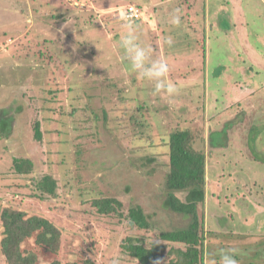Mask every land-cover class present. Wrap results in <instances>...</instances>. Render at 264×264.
Instances as JSON below:
<instances>
[{
  "label": "rangeland",
  "instance_id": "374dc122",
  "mask_svg": "<svg viewBox=\"0 0 264 264\" xmlns=\"http://www.w3.org/2000/svg\"><path fill=\"white\" fill-rule=\"evenodd\" d=\"M129 4L139 9L138 12L133 7V12L141 17L133 23L140 41L151 47L153 59L167 63V77L179 88L171 97L164 92L155 93L152 82L140 80L129 71L128 59L119 46L120 37L126 31L120 11ZM174 9H179L178 27L170 23ZM52 12L62 15L45 19ZM203 34L209 38L204 54L200 44ZM169 35L173 38L172 47L164 43V37ZM237 53L243 59L234 58ZM221 64H227V69L219 76L213 75ZM111 80L116 84L115 89L109 88ZM262 85L264 0H0V104L9 103L12 108L22 104L20 113L15 114L17 121L11 137L0 141V165L2 170L7 168L9 154L17 155L22 148L23 155L35 160L36 175L48 172L58 178L60 188L53 200L64 206L62 211L40 206L33 197L38 190L34 175L30 178L0 176V205L20 201L22 205L41 208L65 232L79 234L87 244L90 240L94 242L96 264H139L120 247L126 236L140 237L144 244L161 241L168 247L172 243L161 240L160 232L181 227L187 218L160 207L161 182L167 168L164 150L156 162L135 171L125 152L110 143L103 124L105 128L118 127L122 144L128 148L135 133L144 147L131 152L136 156L148 155V138L157 139L165 129L191 125L198 139L207 138L212 130H220V123L230 120L232 114L238 113L241 118L244 112L250 113L255 103L264 99V89L256 92ZM50 87L57 90L50 102L51 111L44 112L41 106L47 104L43 99L48 96L46 88ZM107 89L114 91L109 95ZM236 103L238 106L228 108ZM62 106L68 114L61 116ZM103 108L108 115L106 124L100 117ZM229 109H233L232 113ZM97 113L99 118H95ZM44 117H49V121L45 122ZM76 119L80 121L78 127ZM36 120L42 124V141L34 139ZM62 120L69 123L64 127ZM199 120L203 124L200 130L196 124ZM64 130H68L67 136H62ZM71 137L73 144L83 150L81 155L87 161L86 167L94 170L95 166L104 167L106 184L118 192L123 202L132 197L140 204L150 215L151 227L132 233L120 224L121 230L112 235L110 225L116 220L113 216H103L96 223L90 218L67 215L66 210L76 205L69 206L71 197L62 193L66 179L59 177L60 171L53 163L60 157L56 153L59 149L56 139ZM237 137L234 132L229 140L226 137L222 140L220 165L213 158L207 162L205 202L198 205L204 228L241 233L235 240L234 237L225 240L227 247L234 250L240 247L235 245L241 240L251 243L264 239V201L253 197L264 184V164L253 163L245 157ZM4 143L8 144L7 149L1 148ZM61 147L70 152L74 148L69 143ZM204 148L211 149L208 144ZM231 149H234L232 156ZM47 155L51 165L45 163ZM111 164L117 166L107 167ZM65 171L70 180L76 174H87L73 165ZM71 183L77 191L75 183L72 180ZM127 184L129 190L125 194ZM253 186L251 196L246 190ZM177 194L180 198L184 195ZM243 235H248L247 239ZM263 245L248 244L242 253L250 257L256 248H264ZM70 249L72 258L86 248ZM210 257L205 262L217 264ZM254 264H264V261Z\"/></svg>",
  "mask_w": 264,
  "mask_h": 264
},
{
  "label": "trees",
  "instance_id": "16d2710c",
  "mask_svg": "<svg viewBox=\"0 0 264 264\" xmlns=\"http://www.w3.org/2000/svg\"><path fill=\"white\" fill-rule=\"evenodd\" d=\"M129 7H136L139 12L137 5L129 4L124 11H120L121 17L122 14L128 15ZM60 15L62 14H53L52 12L47 13L44 17L45 19L58 18ZM130 18L133 22L141 19L140 15ZM208 41V36L203 34L200 43L203 54L206 53ZM74 42L76 43L75 40ZM238 55V53L234 54L233 57L240 58L241 56ZM241 58L243 59V57ZM227 67V64L218 65L216 67L217 73L213 75L219 76ZM255 71L257 73L260 72L259 70ZM132 82H135V80ZM110 87L114 89L116 87L113 80L109 83ZM110 89L105 90L106 94L114 91ZM263 89L264 85L258 87L256 92L258 93ZM55 90L57 89L54 87L46 88L45 91H47L48 96L43 101L47 100V104L41 106L44 112L49 111V109L51 111L50 102L54 100ZM123 97L126 99L125 96ZM11 102H14V100ZM237 104L230 105L228 108L238 106ZM9 107H11L9 103L0 104V141H7L11 137L17 121L15 114L20 113L22 104L11 107V113L8 111ZM232 110H230L231 113ZM252 110L250 113L244 112L241 118H239L238 113L232 114L230 120H224V122L220 123V130H212L207 138L202 136L198 139L195 132L192 131L191 125H176L168 130H162V135L158 136L157 139L148 138L146 145V148H150L148 155L141 154L136 156L135 153L131 152L137 151V148L143 146L140 145L135 133H133L134 137L132 136V141H130L131 146L128 148V146L122 144L123 140L118 127L109 128L106 126L105 128L103 124V129L107 133L110 143L115 145L114 147H117L120 152H125L129 165L135 171L140 168H147L151 163L156 162L159 153L164 150L167 156V168L161 182L160 192L163 199L160 201V207L168 212L177 213L187 218L181 227L173 226L168 231L160 232L159 238L161 240L172 243L168 247L161 241H150L144 244L143 239L141 240L140 237L126 236L120 247L127 255L135 259L139 264H207L205 258H209L211 255L210 259L219 264V253L222 250L231 249L227 247L225 240H230L233 237L235 240L241 233L234 234L232 230L220 233L217 230L204 228V221L199 217L198 205L205 202L206 165L212 158L214 162L222 158L224 149L222 140L225 137L226 141L227 139L229 140L234 132L237 133V143H239L241 153L253 163L264 164V99L262 102L255 103ZM67 112L65 106H62V109L59 110L61 116L64 113L68 114ZM70 113L69 115H71ZM96 117L99 118L98 113L95 114ZM100 117L102 122L106 124L105 120H107L108 115L104 108L101 110ZM217 117L219 118V116ZM44 120L45 122L49 121V117H44ZM78 121L79 119L75 120L77 122L76 127H78L80 122ZM60 122L64 127L69 123V121L65 120ZM196 124L199 127L198 130H200L203 125L202 120H199ZM41 125V122L36 120L33 126L34 139L37 141H42L43 138ZM45 132H49V129H45ZM67 135L68 130H64L62 136ZM79 135L83 136V134ZM73 139V137L71 139H56L55 142L59 147L56 153L60 157L53 163L57 165L60 171L59 177L62 178L63 176L66 179V187H63L65 189L62 190V193L71 197L69 206L76 205L83 208L81 211L76 206L70 208L66 210L67 215L74 218H90L96 223H99L98 220H101L103 216H113L116 220H113L110 225L112 235L118 234V230H121L122 226L132 233L134 230H145L151 227V223L148 221L150 215L145 212L140 204L135 203L132 197L123 202L118 192L113 191L110 189L109 184H106L104 181V167L100 165L101 167L97 168L98 166H95V170L86 167L87 161L85 162L81 155L83 150L79 148L80 145L73 144ZM67 143L74 147L72 152L67 148H60L61 145ZM205 144L210 145L211 149L204 150ZM1 148L7 149L8 144H2ZM22 152L23 150L20 148L17 155L9 154L8 167L2 170L0 165V176L11 175L13 178L25 176L30 178L34 175L33 180H35L38 190L33 194V197L37 199L41 207L47 210L62 211L64 204L53 200V198L58 196V189L60 188L58 178L48 172L36 175L35 160L28 155H23ZM49 153L48 151L46 154ZM233 153L234 149H231L230 156ZM71 154H73L72 160ZM124 154L122 156H125ZM45 161H47L45 163L48 165L52 164L48 155ZM68 161L70 162L68 163ZM220 163L218 161L217 165H220ZM70 165L87 172L86 176L76 174L71 179L75 183L77 191L73 189L71 180L66 178L68 176L65 170ZM116 166V164H111L107 167L112 169ZM89 170L94 171L90 172ZM254 188L253 186V188L246 190V193L253 196L250 190ZM128 190L129 185L127 184L125 186V194ZM179 192L184 193L182 198L178 196L177 193ZM253 197L264 201V184H261L260 192ZM69 226L73 227L71 224ZM86 227L88 226L86 225ZM85 232L86 230H84ZM86 235L89 236L88 234ZM243 236L245 238L248 237V235ZM261 243L264 244V239L251 243L248 241L242 242V240L237 242L235 246H240L235 248V258L238 264H254L261 259L264 261V253L261 252V249L264 250V248H256L250 257L242 253V251L247 249L244 246L248 244L252 246L262 245ZM82 247L86 249L79 250L80 252L71 258L72 252L70 248ZM93 248L95 247L92 240L87 244L79 234H74V232L70 231L65 232L58 225V222L44 214L41 208H31L30 206L22 205L20 201H18V204L8 203L5 206L0 205V264H96Z\"/></svg>",
  "mask_w": 264,
  "mask_h": 264
},
{
  "label": "clouds",
  "instance_id": "9594fccd",
  "mask_svg": "<svg viewBox=\"0 0 264 264\" xmlns=\"http://www.w3.org/2000/svg\"><path fill=\"white\" fill-rule=\"evenodd\" d=\"M121 19L124 21L126 31L120 37L119 46L128 59L129 71L140 80L152 82L153 91L157 94L164 92L171 97L178 93V86L167 77L169 71L167 63L162 59H153L151 47L140 41L136 27L128 15L122 14ZM170 23L173 26H180L179 9L173 10ZM164 43L168 47H172L173 38L170 35L165 36ZM235 256L234 249L222 250L219 253V264H238Z\"/></svg>",
  "mask_w": 264,
  "mask_h": 264
},
{
  "label": "built area",
  "instance_id": "2783aa9c",
  "mask_svg": "<svg viewBox=\"0 0 264 264\" xmlns=\"http://www.w3.org/2000/svg\"><path fill=\"white\" fill-rule=\"evenodd\" d=\"M128 9H129L128 15H129L130 17H136V16H137V14H135V13L133 12V7H129Z\"/></svg>",
  "mask_w": 264,
  "mask_h": 264
}]
</instances>
